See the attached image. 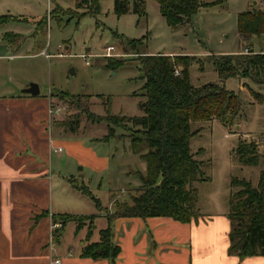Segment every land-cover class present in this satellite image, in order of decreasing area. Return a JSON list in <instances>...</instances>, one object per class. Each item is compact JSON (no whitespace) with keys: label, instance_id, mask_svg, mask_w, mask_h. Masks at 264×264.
I'll list each match as a JSON object with an SVG mask.
<instances>
[{"label":"rangeland","instance_id":"rangeland-1","mask_svg":"<svg viewBox=\"0 0 264 264\" xmlns=\"http://www.w3.org/2000/svg\"><path fill=\"white\" fill-rule=\"evenodd\" d=\"M128 1L132 8L134 0ZM215 1L202 0L203 3ZM17 2L15 11L22 19L10 23L8 30L21 34L16 42L20 41L22 48L16 50L18 57L3 62L10 68L12 85L19 94L31 83H36L42 98L52 97V108L62 107L59 114L50 115L51 128L47 127L46 132H59L62 142V151L53 153L62 165L56 166V172L50 174L51 178L55 177L51 181L52 205L57 208L55 211L69 214L98 215L112 212L117 201L131 202L132 196L139 193L138 172L146 171V162L140 154L133 153L129 138L121 137L128 132V127H132L131 123L118 126L115 136L105 139L109 123L94 121L89 113L61 100V93L89 95L88 110L97 115L105 116L109 109L117 116L143 115L145 80L134 60L137 55L127 50V40L130 39L142 38L144 42L139 48L149 54L174 52L202 58L204 70L196 61L190 66L191 81L195 86L219 81L208 55L264 53V34L242 35L238 30L239 15L264 10V0H224L223 3L203 6L174 28L167 24L156 0H145V16L132 11L118 16L115 13L116 0H99V13L86 15L79 23L77 17L67 22L69 15H66L61 24L51 18L52 10L57 5L76 9L77 0ZM79 12L83 10L79 9ZM44 18L47 23L42 25L40 21ZM12 39L15 41V37ZM111 46L114 49L108 55ZM43 49L45 53H42ZM108 57L123 59L124 65L107 67ZM245 82L248 80L241 78H230L225 82L228 89L240 94L243 102L237 125L226 127L216 119L194 124V128L203 127L192 138L191 149L207 178L194 183L198 194L195 207L204 219L210 215L230 214L231 194L241 189L232 186L233 178L247 179L257 186L264 169V104L253 99ZM252 87L261 90L255 84ZM261 91L264 93V89ZM79 112L77 133L60 125L73 120ZM240 138L258 143V165H244L239 161L236 147ZM58 148L59 144L53 145V151ZM70 178L86 185L91 195L75 189ZM60 206L63 208L58 209ZM107 223L105 216L98 217L95 238ZM75 226L70 222L59 236L54 232V243L64 248L74 245ZM120 231H123L122 227Z\"/></svg>","mask_w":264,"mask_h":264},{"label":"trees","instance_id":"trees-1","mask_svg":"<svg viewBox=\"0 0 264 264\" xmlns=\"http://www.w3.org/2000/svg\"><path fill=\"white\" fill-rule=\"evenodd\" d=\"M160 12L170 27H177L186 19L191 18L203 6L223 3H203L202 0H156ZM83 10V12H79ZM100 11L99 0H77L76 9H65L57 5L51 18L60 24L63 16L69 15L67 22L73 17L78 23L86 15H95ZM132 11L145 16V0H134L131 8L128 0H116L115 13L122 16ZM12 15H0V24ZM18 19V18H16ZM238 30L242 35L264 34V10L246 11L239 15ZM143 39L127 40L129 53L137 55L134 60L139 64L142 78L145 80V106L142 105V116H117L110 113L105 116L94 114L88 110L89 95H71L61 93V100L69 102L77 109L89 113L94 121L109 123V133L105 139L116 134V128L131 123L128 132L121 137H128L130 147L135 154L146 162V171L138 172L141 185L139 193L132 196V201H117L112 212H106L107 227L99 231L100 239L93 241L96 219L98 215H77L69 213L56 214L54 222L60 221L61 227L57 236L68 223L76 224L75 234L86 229L82 257L107 259L116 264L121 253V246L114 241L113 222L118 218H150L170 217L182 223L197 220L201 214L195 205L198 194L194 183L204 181L201 163L195 159L191 149V140L199 134L203 127L194 128L198 122L218 120L226 127L238 124L243 102L240 94L226 87L230 78L247 79L245 82L253 99L264 104V53H239L225 55H208L207 59L218 73V82H209L195 86L191 81L190 66L193 62L200 63L204 70V61L192 55L149 54L139 48ZM123 59L108 57L107 67L115 68L124 65ZM181 67L179 75L176 69ZM255 84L261 90H255ZM80 112L71 121L60 125L67 126L72 133H77ZM120 136V135H119ZM238 159L244 165H258L260 161L259 145L255 141L240 138L236 147ZM71 185L86 194L91 191L86 185H80L73 178ZM233 187L241 189L231 194L232 221L231 252L240 259L249 256H264V169L260 174L257 186L247 179L233 178ZM97 206L100 207L98 199ZM240 222V223H239ZM86 227V228H85Z\"/></svg>","mask_w":264,"mask_h":264},{"label":"crops","instance_id":"crops-1","mask_svg":"<svg viewBox=\"0 0 264 264\" xmlns=\"http://www.w3.org/2000/svg\"><path fill=\"white\" fill-rule=\"evenodd\" d=\"M17 7V0H0V15L15 17L0 24V264H57V259L59 264H110L107 259L81 256L86 229L74 234V245L64 248L54 243L53 217L67 213L54 210L51 193L55 177L50 174L62 165L53 154L62 151H58L61 135L46 132L51 128L52 97L42 98L41 91L37 96L19 94L3 62L18 57L16 50L22 48L16 42L21 34L8 30L10 23L22 19ZM45 22L44 18L40 24ZM56 143L59 148L53 151ZM113 226L114 241L121 246L116 264H264L263 255L240 259L231 252L228 212L189 223L170 217L118 218ZM99 239L100 234L96 238L94 234L92 240Z\"/></svg>","mask_w":264,"mask_h":264},{"label":"built area","instance_id":"built-area-1","mask_svg":"<svg viewBox=\"0 0 264 264\" xmlns=\"http://www.w3.org/2000/svg\"><path fill=\"white\" fill-rule=\"evenodd\" d=\"M49 19H50V16H49ZM114 49V47H109L108 48V55L112 52V50ZM249 50L248 49H246V52H248ZM180 71H181V67H178L177 69H176V75H179L180 74ZM62 111V107H54V108H52V105H50V109H49V113H50V115H57V114H59L60 112ZM62 149L61 148H59V150L58 151H61ZM61 226V223H58V222H54L53 223V225H52V229H53V233H54V230H56V229H58L59 227ZM53 238H54V234H53ZM52 241V240H51ZM61 262V260L60 259H57L56 261H55V263H57V264H59Z\"/></svg>","mask_w":264,"mask_h":264},{"label":"water","instance_id":"water-1","mask_svg":"<svg viewBox=\"0 0 264 264\" xmlns=\"http://www.w3.org/2000/svg\"><path fill=\"white\" fill-rule=\"evenodd\" d=\"M23 92L37 96L40 93L39 85L36 83H31L27 88L23 90ZM143 105L145 106L146 104L144 103Z\"/></svg>","mask_w":264,"mask_h":264}]
</instances>
